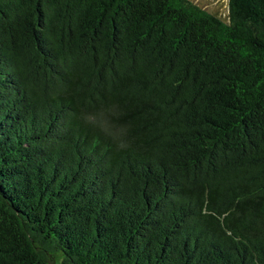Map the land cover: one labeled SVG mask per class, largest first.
<instances>
[{
    "label": "trees",
    "instance_id": "16d2710c",
    "mask_svg": "<svg viewBox=\"0 0 264 264\" xmlns=\"http://www.w3.org/2000/svg\"><path fill=\"white\" fill-rule=\"evenodd\" d=\"M0 0V264H264V0Z\"/></svg>",
    "mask_w": 264,
    "mask_h": 264
},
{
    "label": "rangeland",
    "instance_id": "374dc122",
    "mask_svg": "<svg viewBox=\"0 0 264 264\" xmlns=\"http://www.w3.org/2000/svg\"><path fill=\"white\" fill-rule=\"evenodd\" d=\"M205 9L215 13L223 20L228 19L227 0H192ZM59 253L52 252L48 255V264H57Z\"/></svg>",
    "mask_w": 264,
    "mask_h": 264
}]
</instances>
